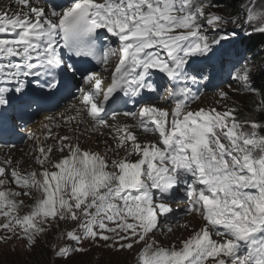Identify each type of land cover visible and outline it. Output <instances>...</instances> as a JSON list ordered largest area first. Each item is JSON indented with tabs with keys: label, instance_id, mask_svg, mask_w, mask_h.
I'll return each mask as SVG.
<instances>
[{
	"label": "snow or ice",
	"instance_id": "6c2138e0",
	"mask_svg": "<svg viewBox=\"0 0 264 264\" xmlns=\"http://www.w3.org/2000/svg\"><path fill=\"white\" fill-rule=\"evenodd\" d=\"M14 3L16 11H0V109L9 106V94L24 101L37 90L54 98L75 87L79 102L71 105L72 115L60 114V123L45 117L43 140L29 134L37 142L32 158L38 168L12 167L11 160L0 165V229L7 233L0 243L22 241L31 252L63 224V243L51 251L72 264H83L73 258L90 251L85 244L134 252V264H264V88L255 85L257 65L243 57L232 63L230 80L238 87H228L252 96L260 119H240L235 106L193 109L199 96L190 85L212 80L204 68L189 74L190 60L208 66L226 55L222 42L236 35L221 34L229 24L264 36V0H245L242 14L232 18L212 11L218 6L212 0ZM113 56L108 77L92 65L107 66ZM157 74L170 85V107L144 103L158 91ZM117 93L138 110L109 115ZM218 96L231 99L223 89ZM85 124L100 136L107 130L113 143L106 140L103 153L79 143ZM177 192L187 204L184 214L202 223L166 247L157 233L173 232ZM22 207L30 210L21 215Z\"/></svg>",
	"mask_w": 264,
	"mask_h": 264
},
{
	"label": "rangeland",
	"instance_id": "374dc122",
	"mask_svg": "<svg viewBox=\"0 0 264 264\" xmlns=\"http://www.w3.org/2000/svg\"><path fill=\"white\" fill-rule=\"evenodd\" d=\"M224 2H227L224 1ZM245 0H242L241 5L239 7L238 12L242 14V9L244 7ZM237 12V13H238ZM222 16H225L226 18H232L235 16H228L224 15L223 13L220 14ZM241 24H243V16L241 15ZM227 29V28H226ZM250 30V29H249ZM210 32V30H209ZM227 32H235L236 35L232 36L227 41L235 42V45H239V38H242L245 34V29L241 27H237L236 25L229 24V27L227 29ZM212 35H215L214 33L210 34V39L212 38ZM259 34H254L252 36L246 35V38L256 37ZM226 48H224L222 51L226 52L228 47L227 43ZM218 47V46H217ZM236 50V49H234ZM259 54L257 55L258 60H252V57L247 58L246 55L244 58H247L249 60H252L253 62L257 61L258 66L257 70L254 72L255 78L263 75L264 73L259 71V68L264 67V47L259 49ZM227 53V52H226ZM257 53V52H255ZM228 54V53H227ZM229 56V54H228ZM228 56H222L218 57V62L214 60L208 65H192L191 60L189 62L190 68H189V74L190 75H196V69L197 68H204L205 72L204 74L209 77L210 80H212V83H208V81L201 80L197 84H192L190 87L192 88L193 93L197 94L199 96V99L195 101L191 107L193 109L195 108H211L216 107L218 110H226L227 107H233L235 106L239 110V118L244 119L248 117L251 114L250 106L252 105L253 97L249 96L247 94H243L241 92H234L231 89H229L228 84H232V88L235 89L238 87V85L230 80V73L227 74V69L230 67V61ZM227 57V58H225ZM116 59L115 56L111 57L110 63ZM193 59H202L200 57H193ZM220 63V64H219ZM215 65V66H214ZM232 71V69H231ZM225 72V73H224ZM218 74V75H217ZM162 75V74H161ZM197 79L199 80V76H197ZM155 81H158V84L163 81V84L158 87V100L164 101L168 97V92L166 89L170 87L169 83L167 82V78L163 77H154ZM223 89L224 91L228 92L229 97L231 98L227 102L221 101L218 96V92ZM79 93L74 94V99L76 96H78ZM198 102V105L195 106V104ZM163 105L165 107L171 106V101L163 102ZM252 115V114H251ZM253 116V115H252ZM84 148H87V146H83ZM18 150V149H17ZM18 151H28L30 153H33L34 149L28 148L25 146H22V148ZM58 156V155H57ZM57 157H54L56 159ZM31 159L30 161H32ZM12 161V167H16L17 165H13ZM31 167V163H28L26 165ZM33 166H37L33 163ZM38 168V166H37ZM24 200L25 205H30L33 203L28 197H22ZM185 202H183V193H176L175 202L172 203L173 207V213L171 214V219L169 220V224L173 226V232L171 234H165L161 236L159 233H157V238L161 240L163 246H169L174 242H178L180 239H186L190 235H192L193 230L198 229L200 226H198V223L193 224L192 221L193 217L191 215H185L184 210L182 209V205ZM30 209L28 207H22L20 210V214L23 215L27 213ZM192 217V218H191ZM3 222V218L0 217V223ZM188 224L190 227L185 228L181 225ZM193 224V226H192ZM64 225L61 224L59 228H56L55 226L53 229L44 237H41L35 248L31 252H27L24 248L23 242L18 240H13L10 243L3 244L0 243V261L9 263V264H72V262H65L63 260H55L52 254V247L58 243H63V241L59 240L58 233L64 229ZM7 233L0 229V236L6 235ZM85 247L90 248V251L84 255L76 254L74 256V261H82L83 264H134V252H110L107 249H99V248H93L88 244H85ZM15 249V250H13Z\"/></svg>",
	"mask_w": 264,
	"mask_h": 264
},
{
	"label": "bare ground",
	"instance_id": "6f19581e",
	"mask_svg": "<svg viewBox=\"0 0 264 264\" xmlns=\"http://www.w3.org/2000/svg\"><path fill=\"white\" fill-rule=\"evenodd\" d=\"M64 0H41V4L40 6L42 7H45V8H50L52 7L53 5H58V4H61L63 3ZM9 6H11L12 8V11H16L17 10V6L15 5L14 3V0H0V11H4V10H7L9 8ZM26 11V9H25ZM226 55H228L226 53ZM220 64V63H219ZM212 65V64H211ZM215 66V65H214ZM101 73L102 75H104L106 77L107 73L105 72V70H101ZM225 73V72H224ZM156 77H160L163 79V76L161 74H157ZM160 84L162 85L163 84V81L160 82ZM117 97H119V99H115L113 98V100L115 102H113V100H110L108 105H107V109H108V112L110 111H117V110H121L123 109L124 107H132L133 109L136 107V106H139V104H136L133 100L129 99L128 97L124 96L123 93H117L116 94ZM148 97L149 99H146L144 101V103H152V104H155L157 105V99H158V92H156V95H154V93H149L148 94ZM169 97V96H168ZM167 97V98H168ZM12 98H13V95L12 94H9V101L11 102L12 101ZM31 101V99L28 97L26 100L24 101H20L19 100V103L22 105V106H25L27 103H29ZM168 100L166 99L165 101L163 102H167ZM78 99H76V102H74V104H78ZM10 105V103H9ZM198 105V102L195 104V106ZM13 104L10 106L12 107ZM160 106H164L163 103L160 104ZM9 106L7 107L8 109L10 108ZM70 109H71V105L68 106ZM194 108V107H193ZM63 113L65 116L67 115H70L72 114V112H68L67 110V107H63L61 110H59V112L57 113V115L55 116V121L57 123H60V114ZM120 119L121 120H125V118L123 116H120ZM2 121L4 124H7L8 120L7 118L5 117H2ZM75 126V125H74ZM88 127V125H85L84 128H82L80 130L79 133H82L80 136H79V143L82 144V145H87L89 147H91L93 149V151H99V152H104L105 149H106V140H107V144L108 145H111L113 142L111 140L108 139L107 137V130H105V135L104 136H100V135H97L95 132H89V131H85V129ZM8 132H14L15 131V128H8L7 129ZM40 131H45L42 128H40L38 130V132ZM78 135V134H77ZM149 139L151 137H148ZM105 140L104 143H102V140ZM141 139H144V137L142 136ZM36 141L33 140V139H30V141L26 144L27 147L31 148V149H34L36 147ZM81 145V146H82ZM109 157L112 156V153H108ZM54 158V157H53ZM11 162H13V165H17L18 163L21 164L23 166V163L16 159V158H10ZM29 163H34V161H30ZM12 165V164H11ZM26 167V166H25ZM33 168H37V166H32L31 167L28 165V170H32ZM180 193V192H179ZM187 207V204L184 203L182 205V209L183 208H186ZM193 217V216H192ZM191 217V218H192ZM193 220L192 223L193 224H196L198 223V226L201 225L202 221L200 219V217H193ZM192 224V226H193Z\"/></svg>",
	"mask_w": 264,
	"mask_h": 264
},
{
	"label": "trees",
	"instance_id": "16d2710c",
	"mask_svg": "<svg viewBox=\"0 0 264 264\" xmlns=\"http://www.w3.org/2000/svg\"><path fill=\"white\" fill-rule=\"evenodd\" d=\"M226 0H212L215 4L218 6L213 8L212 11L217 12L219 14H224V15H230V16H235L239 10V7L241 5L242 0H227V2H224ZM229 25L227 26L228 29ZM227 29H224L221 31V34H223V31H227ZM239 56L242 50H244L247 54L248 57H252V60H258L261 58H258L257 55L259 54V49L264 47V36L257 35L256 37H251V38H246V35H244L242 38H239ZM230 43L231 41H224L222 43ZM257 52V53H255ZM238 55V54H237ZM264 61V59H262ZM258 66V62H254ZM255 85L257 88H264V74L257 77L255 81ZM255 99H259V96H256ZM250 111L251 114L253 115L254 118L260 119V115L252 112V105L250 106ZM0 264H9L5 262H1Z\"/></svg>",
	"mask_w": 264,
	"mask_h": 264
},
{
	"label": "water",
	"instance_id": "95a60500",
	"mask_svg": "<svg viewBox=\"0 0 264 264\" xmlns=\"http://www.w3.org/2000/svg\"><path fill=\"white\" fill-rule=\"evenodd\" d=\"M27 107H29V106H27ZM23 111H26V109H23V110H21L20 108H17L15 111H14V113H12V110H9V112H10V114H9V117H7V118H11L12 117V120H13V123L15 124V126L17 127V123H18V120H16L15 119V116L18 114V115H24V114H27V115H29V113L26 111V112H23ZM11 126V122L8 120V122H7V124H4L1 128H0V130L1 129H3V128H5V130L3 131V135L4 136H11L12 135V133L13 132H8L7 131V128H9ZM39 130V129H38ZM53 131H59L60 132V134L61 135H63L64 134V131H65V129H53ZM30 133H32V132H28V133H26V134H21L20 136H19V138H20V143H18V144H16V145H13V147H14V150L12 151V152H10L11 153V157H13V158H16V159H18V160H20L22 163H23V169H26V170H28V166L27 167H25L29 162H30V160L31 159H33L32 158V153H30V152H28V151H18V150H20L21 148H22V146H24V148H25V146H26V144L30 141V139H29V134ZM43 134H44V131H40L39 133H36V137H39L41 140H43ZM79 136L82 134V133H77ZM2 139V138H1ZM9 142H12V140H10L9 138H7L6 140H0V147H2L3 146V148H2V150H4V148H5V145L6 144H8ZM52 141L51 140H49V141H47V143H51ZM105 142V140L103 139L102 140V143H104ZM82 145V144H81ZM83 146H87V145H83ZM27 147V146H26ZM89 146H87V148H88ZM29 148V147H28ZM18 149V150H17ZM35 149V148H34ZM86 149V148H85ZM58 155V154H57ZM8 155H3V152H0V158H6ZM54 159V158H53ZM32 166H33V163H32Z\"/></svg>",
	"mask_w": 264,
	"mask_h": 264
}]
</instances>
